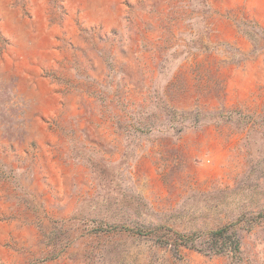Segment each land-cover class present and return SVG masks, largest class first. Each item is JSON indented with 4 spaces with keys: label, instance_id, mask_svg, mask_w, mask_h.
Returning a JSON list of instances; mask_svg holds the SVG:
<instances>
[{
    "label": "rangeland",
    "instance_id": "rangeland-1",
    "mask_svg": "<svg viewBox=\"0 0 264 264\" xmlns=\"http://www.w3.org/2000/svg\"><path fill=\"white\" fill-rule=\"evenodd\" d=\"M0 264H264V0H0Z\"/></svg>",
    "mask_w": 264,
    "mask_h": 264
},
{
    "label": "trees",
    "instance_id": "trees-1",
    "mask_svg": "<svg viewBox=\"0 0 264 264\" xmlns=\"http://www.w3.org/2000/svg\"><path fill=\"white\" fill-rule=\"evenodd\" d=\"M226 241L230 242L228 249ZM202 248H196L204 253L227 254L229 252L238 253L240 251V241L234 234H229L227 229H220L210 233L202 242ZM197 247V246H196ZM195 248V247H194Z\"/></svg>",
    "mask_w": 264,
    "mask_h": 264
}]
</instances>
